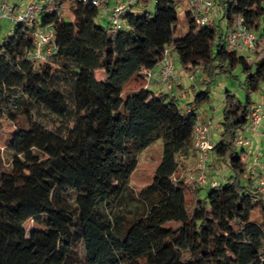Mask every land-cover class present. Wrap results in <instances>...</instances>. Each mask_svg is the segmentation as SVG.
Wrapping results in <instances>:
<instances>
[{
    "label": "trees",
    "instance_id": "1",
    "mask_svg": "<svg viewBox=\"0 0 264 264\" xmlns=\"http://www.w3.org/2000/svg\"><path fill=\"white\" fill-rule=\"evenodd\" d=\"M148 1L114 32L94 5L59 0L33 23H13L0 43V129L15 130L10 171L0 154V264H264V197L243 160L247 150L234 144L249 125L250 96L264 83V57L249 61L226 48L237 17L262 48L264 0H213L220 19L200 27L187 9L184 37L177 35L182 0H155L153 14ZM64 3L72 21L63 19ZM45 28L53 29L56 48L34 64L33 34ZM167 50L179 70L199 68L202 84L236 68L244 75L246 101L225 92L209 151L229 173L203 199L202 188L175 176L211 95L192 85L194 99L182 108L178 99L189 90L177 98L144 88L141 72L156 69ZM158 140L162 160L138 194L147 213L120 232L112 215L138 155Z\"/></svg>",
    "mask_w": 264,
    "mask_h": 264
},
{
    "label": "built area",
    "instance_id": "2",
    "mask_svg": "<svg viewBox=\"0 0 264 264\" xmlns=\"http://www.w3.org/2000/svg\"><path fill=\"white\" fill-rule=\"evenodd\" d=\"M20 0L11 4L7 1L0 0V19L8 20L11 23H33L39 17V14L45 9H51L59 0H26L25 6ZM99 9L98 19L108 22L110 29L114 32L128 28L126 15L130 9L143 0H121L112 7L101 0H83ZM187 9L191 12L194 22L197 26L208 25L211 19L218 14V10L213 0H185ZM34 49L28 54V58L34 64L47 61L55 50L54 40L55 34L52 28L38 29L34 32ZM226 48L228 51L243 54L249 52L260 57H264V43L262 48L256 47V37L244 24L242 17L234 20L232 28L226 36ZM250 61V57H247ZM199 68L193 70L192 75L188 77L189 81H194ZM144 76L146 84L144 88H148L153 81L157 85L162 86L165 91L171 93L173 85L177 81V72L170 51H165L164 58L156 69H145L141 72ZM264 123V113L260 106L253 108L249 125L244 131L237 133L234 144L238 149H250L253 144V138L247 136L249 133L252 137H256L260 132V127ZM218 123H204L198 121L194 128L192 137V149L196 153V166L187 176L186 181L194 183L199 188L217 187L219 179L212 178L209 171V151L211 149V132ZM259 154L255 155L252 165L249 167V173L255 180V187L259 194L264 197V172L259 169ZM264 168V167H263ZM222 168H219L221 171Z\"/></svg>",
    "mask_w": 264,
    "mask_h": 264
},
{
    "label": "rangeland",
    "instance_id": "3",
    "mask_svg": "<svg viewBox=\"0 0 264 264\" xmlns=\"http://www.w3.org/2000/svg\"><path fill=\"white\" fill-rule=\"evenodd\" d=\"M7 1L11 4L13 3V0H3ZM20 0H16L15 3L19 2ZM218 1V0H217ZM26 0L22 1L21 6H25ZM155 9V0H149L147 4L146 10H148L151 14L154 13ZM144 10V9H143ZM186 10L187 6L185 3V0H182L181 3L178 5V16H179V26L177 29V35L179 37H184L188 34V23L186 19ZM62 16L64 20L72 21V15L69 9L68 3H64L62 6ZM104 26H108L107 21L104 20ZM14 24L11 23L8 20L0 19V43L6 37L10 30L14 28ZM172 55L174 65L176 68L179 67L178 58L175 54V52L170 53ZM245 57H250V61H255L257 56L255 54L245 52L241 54ZM186 75V81H185V89L189 90V94H187L183 98L178 99V104L182 108H186L187 104L189 102H192L194 99V96L191 91L192 85L196 87L198 91L204 90L205 87L209 89L210 95H211V104L204 106L202 109H200L197 114L199 116V119L201 120L207 112L210 111V106L212 108H215L217 111L218 116L222 117V111H223V100L224 95L227 90L231 91L233 94L237 96V98L241 102L246 101V91L244 89V75L240 68L234 69L231 74H215L212 77L206 78L207 83L202 84L203 79L205 76L202 74L201 71H199L198 74H196L194 81H189L188 77L192 75V72H184ZM174 86V85H173ZM174 88V87H173ZM155 94L158 96L161 92L158 89H152ZM164 90V89H163ZM163 93L165 91H162ZM251 101L253 102V106H260L263 109L264 113V83L261 85L260 91L251 94L250 96ZM210 113V112H209ZM209 116V115H208ZM207 116V117H208ZM212 114H210L209 119L212 118ZM218 117V118H219ZM34 119L40 123H42L46 128L53 129L52 124L47 122L46 120L38 118V116H35ZM209 123V122H206ZM264 124V123H263ZM264 132V125L263 129H260L259 132ZM15 135V130L12 125L5 124L3 128L0 129V154L2 157V170L4 171H10L11 170V164L13 159V153L8 149V146L11 144L13 138ZM212 138V137H211ZM217 138L213 137L211 140L212 143L217 142ZM261 152H264V143L262 142ZM260 152V153H261ZM36 155H40L39 152L35 151ZM163 156V141L158 140L149 147H147L145 150H143L137 158V168L132 173L128 186L126 188V192L122 199L119 201L112 217L113 221L118 222L115 223V226H118L116 228L118 231H123L126 229V227L129 226L130 223H132L137 218L145 215L147 213L146 205L143 203V201L138 197V194L140 191L148 184L151 183L152 175L157 168V166L160 164ZM246 162L249 163L251 160L250 158L246 157ZM196 166V164H195ZM186 168L184 167H178V174L175 176L176 179H185L187 176L191 173L186 172ZM208 194L207 188H202L199 191V196L201 199L205 198ZM256 218L259 220V214L258 211L255 212ZM124 219V220H123ZM123 220V221H122ZM32 229V224L27 225V231L30 232Z\"/></svg>",
    "mask_w": 264,
    "mask_h": 264
},
{
    "label": "crops",
    "instance_id": "4",
    "mask_svg": "<svg viewBox=\"0 0 264 264\" xmlns=\"http://www.w3.org/2000/svg\"><path fill=\"white\" fill-rule=\"evenodd\" d=\"M16 0H13V3H15ZM31 1H34V0H31ZM121 0H106V4L107 6L109 7H112L113 5L119 3ZM142 7L141 5L139 4L138 7H134L132 9V11H138L140 10ZM217 10H218V14L216 16H214L212 19L216 20V21H219L220 19V13H219V9L217 7ZM99 22L103 25L104 24V19L102 21L99 20ZM108 24V22H107ZM176 68V67H175ZM176 72H177V81L174 83V88L171 92V94L174 96V97H180L181 93V88L183 90H186L185 89V81H186V75L183 71L179 70V68H176ZM158 89L161 93H163L162 91H165V89L163 90V87L162 86H159L156 84L155 81H153L151 83V85L148 87V89L150 91H152L153 93H155L152 89ZM167 91H165L164 93H166ZM210 108V113L207 112V114L200 120L201 122H209V123H218L217 127L215 129H213V131L211 132V140L213 139V137H218V133L220 132V125H219V122H220V117L218 116L217 114V111L218 110H215V108H212V107H209ZM210 114H212V118L209 119V116ZM209 115V116H208ZM208 116V117H207ZM219 117V118H218ZM264 125V124H263ZM263 125L260 127V129H263ZM247 136H249L250 138H253V144H252V147L250 149H247L245 155L243 156V160L244 162H246V157L250 158V162L248 163V168L252 165V161H253V158L255 155L259 154V169L261 171L264 172V152H261V147L263 146L262 145V142L264 143V132L262 131L261 133H259L256 137H252L249 133H247ZM264 150V149H263ZM261 152V153H260ZM196 153L195 151L192 149V148H189L188 150L182 152L179 157H178V161H179V167H184L186 169V172H190L191 170H193L195 168V164H196ZM222 168L221 171H219V168ZM209 175L214 178V179H219L221 178L222 176H225V175H228V171H227V168L224 167V165L220 164L219 162H215L213 160V157L210 156V159H209V171H208Z\"/></svg>",
    "mask_w": 264,
    "mask_h": 264
}]
</instances>
